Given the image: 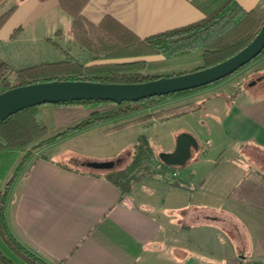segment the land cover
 <instances>
[{"label":"crops","instance_id":"obj_1","mask_svg":"<svg viewBox=\"0 0 264 264\" xmlns=\"http://www.w3.org/2000/svg\"><path fill=\"white\" fill-rule=\"evenodd\" d=\"M223 1L87 0L82 13L94 23L109 15L145 37L196 21L210 11L211 4L218 6ZM236 1L247 10L264 9V0ZM1 3L0 14L11 6L15 8L0 27V45L4 40L20 38L28 29L30 38L50 44L49 38L56 41L59 30V37L65 33L69 43L77 45L67 34L71 17L57 0ZM58 44L60 48L54 46L58 51L70 53V46ZM43 105L51 113V105L42 104V110ZM241 111L244 126L237 127L236 134L242 128L250 134L239 137L243 141L237 150L246 158L236 156L232 162L226 179L229 191L223 193L233 209L193 204L188 199L197 191L192 172L180 178L181 185L171 184L164 174L142 176L120 198V191L104 171L85 165L103 157L74 153L71 167L62 159L65 152L54 159L44 153L45 146L25 163L9 191L5 219L10 232L49 264H184L204 263V259L210 262L211 257L219 258L221 264L234 257L264 263V98L243 104ZM92 127L64 139L91 131ZM123 156L118 157V164ZM245 182L250 185L248 195L242 199L230 196ZM203 184L204 179H200L198 188Z\"/></svg>","mask_w":264,"mask_h":264},{"label":"trees","instance_id":"obj_2","mask_svg":"<svg viewBox=\"0 0 264 264\" xmlns=\"http://www.w3.org/2000/svg\"><path fill=\"white\" fill-rule=\"evenodd\" d=\"M57 1L59 7L71 17L67 34L74 43L88 52L89 62L80 61L66 50L63 59L20 66H12L1 59L0 92L18 85L55 79L132 83L194 71L236 53L256 35L264 21L263 8L247 10L236 0H224L196 21L140 37L109 15H104L97 23L88 20L82 13L87 0ZM14 8L15 5L0 14V27ZM49 40L60 48L56 41L51 38ZM262 56L264 48L234 73ZM227 77L197 88L137 101L115 103L109 100L82 99L53 103L50 104L53 120L51 126L45 122L42 104L23 108L0 121V264H49L13 236L5 219L6 203L13 182L36 151L76 131L141 109L164 105L172 99L214 86ZM203 104V101H189L160 107L146 114V118L165 120L179 117L201 109ZM131 151L126 166L102 170L105 177L120 191V198L142 176L168 174L175 177L177 175L173 173L178 174L179 168L184 167L168 165L159 159L154 164V149L144 135L139 136ZM157 163L159 167H156ZM186 173L191 174L188 170ZM180 180L175 179L170 183L181 185ZM249 189V183L245 182L235 188L230 196L242 199L248 195L246 193ZM255 263L238 257L227 260V264Z\"/></svg>","mask_w":264,"mask_h":264},{"label":"rangeland","instance_id":"obj_3","mask_svg":"<svg viewBox=\"0 0 264 264\" xmlns=\"http://www.w3.org/2000/svg\"><path fill=\"white\" fill-rule=\"evenodd\" d=\"M4 3H1L3 5ZM217 6L215 2L209 7L210 10ZM5 8V5L2 9ZM27 30V29H26ZM31 30L13 41H2L0 45V57L12 66H20L28 63H39L42 61H54L63 59L61 53L43 39L30 38ZM55 34L54 39L64 48H67L72 56L82 62H89L88 53L82 51L77 45L69 43L65 33ZM259 98H264V58L243 67L222 82L200 90L189 93L178 99H172L164 105L155 108H145L122 117L110 119L98 123L91 131L80 135L59 139L47 145L44 153L57 158V154L65 152L62 156L71 167L74 153H82L90 157H103L100 161L114 160L122 156V161L115 164L114 168L119 169L127 165L130 160L131 149L139 136L144 135L154 149L153 161H157L161 152L172 151L176 139L181 133H190L198 143L197 149H191V156L184 167H180L178 175L173 177L165 175L168 182L187 176V170L193 173V185L197 191L188 196L193 204L199 203L205 207H225L233 209V204L223 197V193L229 191L227 177L233 168L236 156L245 159L244 154L237 150L240 143L239 137L250 134V130L242 128L239 135L237 127L244 126L242 123L241 107L243 104L252 103ZM204 101V108L179 117H171L165 120L146 118V114L158 110L160 107H170L185 102ZM43 115L48 126L53 124L50 111L47 105H43ZM126 123V124H125ZM122 124V125H121ZM118 125H121L118 127ZM116 127V128H115ZM112 132L106 133L110 129ZM208 141V142H207ZM72 152V153H71ZM105 157V158H104ZM195 158H198L197 161ZM97 160L98 159H94ZM155 164V162H154ZM156 175V174H155ZM154 176V175H153ZM200 179L204 184L198 188ZM225 181V182H224ZM11 201V198L10 200ZM10 203L7 205V212ZM237 211V209L234 208ZM237 213H239L237 211ZM24 242V241H23ZM221 249V248H220ZM228 251V250H227ZM203 255H206L205 253ZM210 262H185L184 264H221L219 258L211 257ZM161 264H169L162 262Z\"/></svg>","mask_w":264,"mask_h":264},{"label":"water","instance_id":"obj_4","mask_svg":"<svg viewBox=\"0 0 264 264\" xmlns=\"http://www.w3.org/2000/svg\"><path fill=\"white\" fill-rule=\"evenodd\" d=\"M263 48L264 21L256 35L236 53L194 71L132 83L55 79L18 85L0 92V121L33 105L82 99L120 103L208 85L233 74L260 54ZM192 148H198L195 137L190 133H181L176 139L174 149L161 152L158 158L168 165L184 166L191 156ZM85 165L93 169L106 170L114 168L115 162L88 161Z\"/></svg>","mask_w":264,"mask_h":264},{"label":"built area","instance_id":"obj_5","mask_svg":"<svg viewBox=\"0 0 264 264\" xmlns=\"http://www.w3.org/2000/svg\"><path fill=\"white\" fill-rule=\"evenodd\" d=\"M207 142H208V141H207ZM159 166H160V164H159V163H157V164H156V167H159ZM173 175H177V173H176V172H174V173H173Z\"/></svg>","mask_w":264,"mask_h":264}]
</instances>
